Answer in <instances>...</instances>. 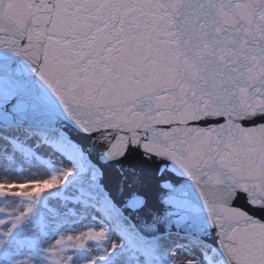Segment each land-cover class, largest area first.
<instances>
[{"label":"snow or ice","instance_id":"snow-or-ice-1","mask_svg":"<svg viewBox=\"0 0 264 264\" xmlns=\"http://www.w3.org/2000/svg\"><path fill=\"white\" fill-rule=\"evenodd\" d=\"M0 264H264V0H0Z\"/></svg>","mask_w":264,"mask_h":264}]
</instances>
